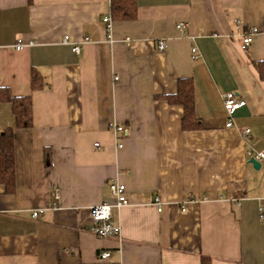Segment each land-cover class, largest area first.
Masks as SVG:
<instances>
[{
	"label": "crops",
	"instance_id": "0c3cea01",
	"mask_svg": "<svg viewBox=\"0 0 264 264\" xmlns=\"http://www.w3.org/2000/svg\"><path fill=\"white\" fill-rule=\"evenodd\" d=\"M110 3L0 0V87L33 103V125L17 128L0 100L15 156L13 189L0 182V264H264V158L250 162L264 151V0H137L109 29ZM186 77L197 129L165 98ZM231 90L245 105L228 127ZM115 177L129 203L112 211L121 234L101 238L91 207L115 202Z\"/></svg>",
	"mask_w": 264,
	"mask_h": 264
},
{
	"label": "trees",
	"instance_id": "16d2710c",
	"mask_svg": "<svg viewBox=\"0 0 264 264\" xmlns=\"http://www.w3.org/2000/svg\"><path fill=\"white\" fill-rule=\"evenodd\" d=\"M137 0H111L110 14L113 20H132L137 15ZM259 76L264 80V60L255 62ZM43 84L37 72H32V86L37 89ZM194 80L191 77L179 78L176 92L165 96L171 103L183 107L184 129H197L200 120L196 115ZM0 100L11 103L15 115V127L29 128L33 125V103L31 96H15L9 88L0 87ZM0 182L10 189L15 184L14 128H7L0 137ZM211 257L202 256V264H211Z\"/></svg>",
	"mask_w": 264,
	"mask_h": 264
},
{
	"label": "built area",
	"instance_id": "2783aa9c",
	"mask_svg": "<svg viewBox=\"0 0 264 264\" xmlns=\"http://www.w3.org/2000/svg\"><path fill=\"white\" fill-rule=\"evenodd\" d=\"M104 21L107 23L108 28L110 29L112 25V16L109 14L104 17ZM188 27L187 22H181L178 24V28L181 30H185ZM256 29H253L251 33L243 37L242 43H241V49L247 50L251 42L253 41V34L252 32H255ZM88 41V38L85 39V42ZM64 43H70L69 35H66L64 37ZM24 45L22 43H19L16 45V49H22ZM166 48V41L161 39L158 43V49L164 50ZM193 58H198V50L196 48H193ZM73 51L76 53H80L81 46L79 44L73 45ZM118 76H115V79H118ZM245 105V101L241 100L237 97L236 93L234 91L226 92L224 95V108L226 109L227 116L229 118L227 126L230 127L232 125L231 118L233 114L239 109V107ZM116 129L119 131H124L125 128L119 124H116ZM250 132V129L247 128L243 131V134L247 135ZM95 145H99V143H96ZM123 144H120L121 147ZM252 155V152H250ZM253 157H256L258 160H263L264 158V151L258 152L256 154H253ZM110 191L112 196L115 199V202L112 203L110 201H104L100 204H96L91 207V231L96 234L98 237L101 238H107V237H117L121 234V227L120 225L116 224L113 220V208L114 207H121L124 205H127L129 203L127 195H126V185L122 183L118 178H112L109 184ZM56 198H59V193L55 194ZM157 204H160L159 198L156 199ZM159 210L161 208L159 207ZM261 211V217H264V208H260ZM44 212V209H38L34 210L33 216L38 217L40 214ZM101 259H106L110 256L109 251H104L99 254Z\"/></svg>",
	"mask_w": 264,
	"mask_h": 264
},
{
	"label": "water",
	"instance_id": "95a60500",
	"mask_svg": "<svg viewBox=\"0 0 264 264\" xmlns=\"http://www.w3.org/2000/svg\"><path fill=\"white\" fill-rule=\"evenodd\" d=\"M250 162H252L254 164V166L257 168H259V166L261 165V162L256 157H252L250 159Z\"/></svg>",
	"mask_w": 264,
	"mask_h": 264
}]
</instances>
